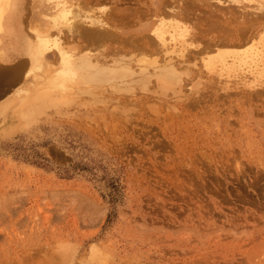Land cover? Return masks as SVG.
<instances>
[{"label":"rangeland","instance_id":"obj_1","mask_svg":"<svg viewBox=\"0 0 264 264\" xmlns=\"http://www.w3.org/2000/svg\"><path fill=\"white\" fill-rule=\"evenodd\" d=\"M24 1L25 30L17 20L18 36L6 37L9 23L1 35L0 106L32 87L7 73L34 66L22 51L29 30L52 15L54 4ZM217 1L234 8L229 28L258 12ZM250 71L202 68L177 93L156 82L135 95L126 84L67 85L37 106L0 110V264H264V83L250 92Z\"/></svg>","mask_w":264,"mask_h":264},{"label":"bare ground","instance_id":"obj_2","mask_svg":"<svg viewBox=\"0 0 264 264\" xmlns=\"http://www.w3.org/2000/svg\"><path fill=\"white\" fill-rule=\"evenodd\" d=\"M42 1L46 6L48 1V7L54 4L52 15L44 14L49 18L48 22L41 20L32 25L29 32L33 34L34 41L25 43L22 50L34 66L29 68L26 63H17L7 73L9 83L14 85L25 76L27 81L33 82L30 84L32 87L25 94L19 92L6 99L0 106L2 114L15 102L18 106L14 112L37 106L51 96L61 94L67 85L74 84H114L111 85L113 87L109 84L108 90L126 84V88H131L129 91L134 89L135 92V88L147 90L156 82L154 85L158 92L171 90L177 93L181 83L186 82L185 78L192 77L194 81V78L201 77L202 68L223 77L226 74L229 78L236 72L252 68L250 72L256 81L253 80V86L249 82L246 88L250 91L263 86L264 0H227L229 4L255 3L254 10L259 12L255 11L257 14H252V17L248 14L244 17L248 23L238 28L231 26L232 29L229 26L236 22V14L231 13L234 8L221 6L226 0H218L221 8L216 6V9L210 3L214 0H61L59 4L57 0H37ZM12 3L13 0H0V40L2 34L4 38L7 35L8 23L6 37L12 38L16 34L12 24L17 22V18L9 19ZM16 28L18 31L20 25ZM2 48L6 49V46ZM52 58L58 60V66L51 64ZM196 61L201 68L194 71L190 64L195 68ZM101 86L97 87L98 91ZM226 89L230 87L225 86L222 90Z\"/></svg>","mask_w":264,"mask_h":264},{"label":"crops","instance_id":"obj_3","mask_svg":"<svg viewBox=\"0 0 264 264\" xmlns=\"http://www.w3.org/2000/svg\"><path fill=\"white\" fill-rule=\"evenodd\" d=\"M19 2H20L21 9L18 7L19 8L18 9V13L16 12L15 16H16L17 20H21L22 21V25H24V30H25L26 19H27V15H26V12H25L26 6H25V4H23L25 1L24 0H19ZM18 24H19V21H17L16 23L12 24V25L15 26V27L13 26V28L15 29L14 31L16 32V35L18 34L17 33L18 31H17V28H16V27H18ZM20 36L21 35H19V37ZM12 43H16V44H14L15 46H14V48H12V50H14V51H12L11 54H9V57H10V59L16 60V59L19 58V55H17V53L19 52L18 51L19 43L17 44V41L15 40V38L12 39Z\"/></svg>","mask_w":264,"mask_h":264}]
</instances>
